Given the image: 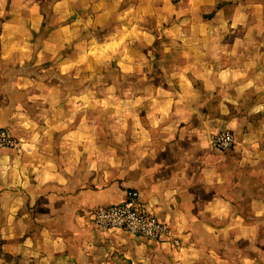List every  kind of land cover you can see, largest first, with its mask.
Wrapping results in <instances>:
<instances>
[{"label": "crops", "instance_id": "crops-1", "mask_svg": "<svg viewBox=\"0 0 264 264\" xmlns=\"http://www.w3.org/2000/svg\"><path fill=\"white\" fill-rule=\"evenodd\" d=\"M113 57L132 80L92 83ZM0 130L34 147L0 152V264H92L134 190L178 264H264V0H0Z\"/></svg>", "mask_w": 264, "mask_h": 264}, {"label": "built area", "instance_id": "built-area-1", "mask_svg": "<svg viewBox=\"0 0 264 264\" xmlns=\"http://www.w3.org/2000/svg\"><path fill=\"white\" fill-rule=\"evenodd\" d=\"M239 143L232 131H222L213 138V146L228 151ZM33 146L25 148L8 130H0V152L14 150L18 153L32 152ZM93 223L103 231L125 230L131 235L147 240L168 243L174 249L182 247V239L169 225L144 208L138 191H130L125 200L114 206L98 208L93 212Z\"/></svg>", "mask_w": 264, "mask_h": 264}, {"label": "rangeland", "instance_id": "rangeland-1", "mask_svg": "<svg viewBox=\"0 0 264 264\" xmlns=\"http://www.w3.org/2000/svg\"><path fill=\"white\" fill-rule=\"evenodd\" d=\"M85 38H92L97 36V32H89L85 33ZM111 68L115 65L122 70H127L130 72V68L122 67V64L113 59L108 63ZM136 64V63H135ZM109 70V69H108ZM146 70V68H145ZM102 74L104 73L101 72ZM99 75V73H98ZM132 75V74H131ZM135 81H139L136 79ZM105 97V102L101 106H115L116 105V97L113 88H108L105 94H101L100 96ZM99 91H92V106H99ZM77 102H81V96L76 98ZM114 112H110V117L113 118ZM93 117H97L94 114ZM239 138V137H238ZM237 146V145H236ZM235 146V147H236ZM234 147V148H235ZM233 149V148H232ZM230 149V151L232 150ZM229 151V150H228ZM124 232V231H122ZM130 237H132L130 235ZM125 235H118L115 237H105L102 238L98 243V248H91L89 251V255L91 257L92 264H178L179 261L172 259L169 254L171 252L163 249L157 242L150 243L151 241L141 238L132 237L130 238ZM156 243V244H155ZM159 244V245H158ZM192 249V248H191ZM237 251L239 249L236 248ZM203 251L208 252V255L199 254L196 257H192L187 255V258H191L188 260V264H223L222 259L217 256L216 250L211 251V249H203ZM213 263V264H214Z\"/></svg>", "mask_w": 264, "mask_h": 264}, {"label": "trees", "instance_id": "trees-1", "mask_svg": "<svg viewBox=\"0 0 264 264\" xmlns=\"http://www.w3.org/2000/svg\"><path fill=\"white\" fill-rule=\"evenodd\" d=\"M48 17L49 14H46L45 16L46 22L44 23L41 33L37 37H43V36L46 37V35L48 34V29H49L47 24ZM120 70L121 69L119 67H116L114 65L110 71H107L101 75H96L93 78H91V82L96 83V85H106L108 87L114 84H120L121 81H124L126 84H128L132 80L130 78V74L125 75Z\"/></svg>", "mask_w": 264, "mask_h": 264}]
</instances>
